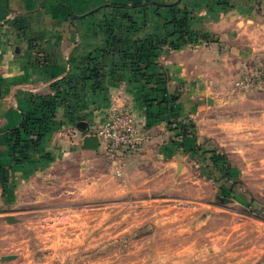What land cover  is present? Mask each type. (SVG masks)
Segmentation results:
<instances>
[{
    "label": "rangeland",
    "instance_id": "1",
    "mask_svg": "<svg viewBox=\"0 0 264 264\" xmlns=\"http://www.w3.org/2000/svg\"><path fill=\"white\" fill-rule=\"evenodd\" d=\"M224 1L212 40L161 52L183 49L166 55L186 60L178 121L195 142L175 135L162 156L147 140L116 163L67 136L66 158L6 164L0 264H264V0Z\"/></svg>",
    "mask_w": 264,
    "mask_h": 264
},
{
    "label": "crops",
    "instance_id": "2",
    "mask_svg": "<svg viewBox=\"0 0 264 264\" xmlns=\"http://www.w3.org/2000/svg\"><path fill=\"white\" fill-rule=\"evenodd\" d=\"M156 1L172 3L179 0ZM217 1L182 0L185 5L194 9L197 16L192 28L197 31L216 30L214 24L221 22L220 15L223 17L220 11L214 9ZM146 2L147 0H0V171L8 163L12 165L11 147L5 135L21 124L24 113L32 108L34 96L56 94L54 85L74 73L79 74V67L84 59L102 45L104 34L97 25L105 15L113 11L109 5ZM145 11L146 16L140 17V13H137L139 20L146 19L147 26L135 34L136 39L163 33L159 14L166 10L157 11L151 6ZM30 41H35L38 48L44 51L43 59H37L36 49L31 46ZM179 51H164L155 59L151 72L167 69L171 76L169 90L180 93L177 83L183 80L184 70L180 71L178 68L186 60L179 63L178 59H168L166 55ZM132 76L131 71L124 68L107 76L101 87L89 82L80 101L70 96L60 100L58 127L43 141L42 149L34 152L31 161L45 160L49 156L58 161L71 155L72 149L79 147L86 155L97 156L101 148L85 149L83 140L79 147H75L76 142L68 143L67 136H73L77 140V137L83 139L86 135H79L80 129L70 119V113L77 117V121H86L91 129L101 126L112 113L120 110L134 115L142 145L153 139L152 141L161 144L159 153L162 156H177L180 140H176V133L168 124L167 114H160L164 107L157 102L148 101L146 93ZM181 95L178 101L181 116H188L190 111L185 106L186 95ZM154 130L158 131L155 136L151 135ZM70 139L72 142L73 138ZM193 141L195 142L193 136L184 140Z\"/></svg>",
    "mask_w": 264,
    "mask_h": 264
},
{
    "label": "trees",
    "instance_id": "3",
    "mask_svg": "<svg viewBox=\"0 0 264 264\" xmlns=\"http://www.w3.org/2000/svg\"><path fill=\"white\" fill-rule=\"evenodd\" d=\"M217 2L220 5L225 1ZM109 6L113 11L105 15L97 25L100 31H103V43L84 59L82 66L79 67L80 73L77 75L74 73L57 82L54 85L57 89L56 94L34 96L32 108L24 113L21 124L5 135L11 147L10 157L14 163L30 162L34 152L42 149L43 141L49 138L58 127L57 112L60 100L70 96L80 101L82 92L89 82H93L96 87H101L107 76L124 68L131 71L132 78L140 84L148 101L157 102L164 107V111L160 114H167L168 124L175 131L178 139L184 143L190 135L187 131L189 128L187 121L180 124L178 121L181 117V108L178 103L180 93L169 90L171 80L169 71L165 68L157 72L151 71L155 59L159 58L165 46L178 49L186 43L212 40L214 35L206 30L197 31L192 28L197 16L194 9L185 5L182 0L164 3V5H152L157 11L166 10L159 14L162 19L163 33L151 34L143 39L134 38L137 32L147 26L146 19L139 20L137 13H140V17L146 16L145 10L148 5L112 3ZM30 44L36 49L37 59H43L44 51L38 48L35 41H30ZM70 114V119L78 129L84 133L89 131L88 126L85 130L79 126L80 122L86 121H77V117Z\"/></svg>",
    "mask_w": 264,
    "mask_h": 264
},
{
    "label": "built area",
    "instance_id": "4",
    "mask_svg": "<svg viewBox=\"0 0 264 264\" xmlns=\"http://www.w3.org/2000/svg\"><path fill=\"white\" fill-rule=\"evenodd\" d=\"M96 134L100 138V148L113 157L116 163L121 152L137 151L142 142L134 115L125 110L112 113Z\"/></svg>",
    "mask_w": 264,
    "mask_h": 264
},
{
    "label": "water",
    "instance_id": "5",
    "mask_svg": "<svg viewBox=\"0 0 264 264\" xmlns=\"http://www.w3.org/2000/svg\"><path fill=\"white\" fill-rule=\"evenodd\" d=\"M152 4H158V5H164V3H160V2H157V1H152L150 2ZM211 100V99H209ZM79 126L82 128V129H87V126L88 124L86 122H80L79 123ZM101 146L100 144V138L97 134H86L83 138V147L85 149H99ZM9 220L10 221H16V219L13 217V216H10L9 217ZM18 256L13 254V255H5V256H2V260L3 261H10V260H14L16 259Z\"/></svg>",
    "mask_w": 264,
    "mask_h": 264
}]
</instances>
